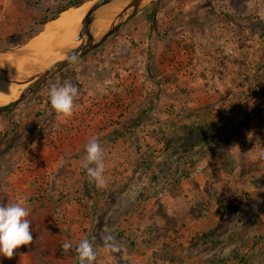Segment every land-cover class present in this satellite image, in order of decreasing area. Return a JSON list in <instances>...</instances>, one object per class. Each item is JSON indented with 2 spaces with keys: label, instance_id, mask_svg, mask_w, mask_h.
Returning <instances> with one entry per match:
<instances>
[{
  "label": "rangeland",
  "instance_id": "374dc122",
  "mask_svg": "<svg viewBox=\"0 0 264 264\" xmlns=\"http://www.w3.org/2000/svg\"><path fill=\"white\" fill-rule=\"evenodd\" d=\"M73 1L0 0V50L22 47ZM154 6L148 0L0 114V153L15 146L0 157V182L14 171L15 186L6 182L15 196L0 204L24 202L33 235L15 264H79L83 238L95 264H264V0ZM65 81L79 91L68 120L49 101ZM192 122L206 128L163 145ZM93 137L107 181L96 194L82 166ZM220 141L221 159L211 154ZM105 238L119 251H108Z\"/></svg>",
  "mask_w": 264,
  "mask_h": 264
},
{
  "label": "clouds",
  "instance_id": "9594fccd",
  "mask_svg": "<svg viewBox=\"0 0 264 264\" xmlns=\"http://www.w3.org/2000/svg\"><path fill=\"white\" fill-rule=\"evenodd\" d=\"M79 99V91L70 81H65L62 86L53 85L49 90V101L52 109L58 116L68 120L74 115L76 101ZM63 163V158H61ZM86 169L90 183H94L97 189H105V153L98 137H93L85 145V157L83 165ZM30 209L24 202L17 201L7 205L0 204V255L11 259L15 251L21 246L33 243L31 221L28 219ZM111 238H105V248L110 252H118L119 249L110 243ZM72 248L70 241L61 245L62 252H68ZM79 264H95L97 251L93 244L83 238L75 247Z\"/></svg>",
  "mask_w": 264,
  "mask_h": 264
},
{
  "label": "water",
  "instance_id": "95a60500",
  "mask_svg": "<svg viewBox=\"0 0 264 264\" xmlns=\"http://www.w3.org/2000/svg\"><path fill=\"white\" fill-rule=\"evenodd\" d=\"M147 1L144 0H90L89 6L82 16L80 27L75 36V45L66 47L60 50V54L54 61H48L39 52L25 48L24 45L18 48H7L0 50V53H17L27 54L33 53L37 59L45 62L40 70H34L33 73L20 72V76L12 78L16 72L0 65V76L5 80H12L14 82L26 83V86L20 90L17 98L6 104L0 105V114H4L13 109L17 104L22 102L30 93L38 90L43 86L54 74L67 67L78 58L82 57L89 51L98 47L104 40L114 33L119 27L124 25L131 17L136 15L139 11L147 7ZM155 6L158 0H153ZM124 4L119 7L111 17L108 18L107 26L100 32L95 33L93 24L94 21L102 15L103 9L113 4ZM107 19V18H106ZM31 55V54H30Z\"/></svg>",
  "mask_w": 264,
  "mask_h": 264
},
{
  "label": "bare ground",
  "instance_id": "6f19581e",
  "mask_svg": "<svg viewBox=\"0 0 264 264\" xmlns=\"http://www.w3.org/2000/svg\"><path fill=\"white\" fill-rule=\"evenodd\" d=\"M89 3L90 1L81 6L64 9L55 18L47 20L43 28L32 36L24 47L32 50L31 52L34 50L39 52L48 61L57 59L60 50L75 45V40H72L78 32L82 16ZM121 6H125V3H116L103 9L102 15L94 21L95 33H100L107 26L108 18ZM30 54L0 53V65L16 72L12 78L19 77L20 72L33 73L34 70L38 71L46 66L44 61L37 59L33 53ZM25 86L26 83L5 80L0 76V104H6L17 98L20 90Z\"/></svg>",
  "mask_w": 264,
  "mask_h": 264
},
{
  "label": "trees",
  "instance_id": "16d2710c",
  "mask_svg": "<svg viewBox=\"0 0 264 264\" xmlns=\"http://www.w3.org/2000/svg\"><path fill=\"white\" fill-rule=\"evenodd\" d=\"M81 3H83L82 0H74L73 2H71V3L68 4V5L60 6V7L57 9V11H56L55 14L49 16L48 18H45L44 20H42V22H45V21H47V20H49V19H53V18H55V17H56V14H58V13L61 12V11H63L64 9H66V8L69 7V6H75V7H76V6L81 5ZM153 11H154V10H153ZM152 16H153V15H152ZM205 128H206V125H205L204 123H195V122H192L191 124H189V125H185V126H184V129H183L184 131H183V134H181V135H171V136H166V135H164V136L162 137L163 145H164L165 147H169V146H171L173 143L177 142L178 140H180V139H186V138L190 137L191 135H193L194 133H196V132H200L201 130H204ZM225 143H227V141H224V142L220 141L218 144H216V145L212 148L211 154H212L215 158H219V159L222 158L223 154L225 153V152H224L225 150H223L222 148L227 149V144H225ZM87 187H88V188H89V187L92 188L93 193L96 194V192H97V187L95 186L94 183L87 182ZM224 208H225V209L228 208V204H225V205L223 206V209H224ZM237 255H238V254L234 255V257H236Z\"/></svg>",
  "mask_w": 264,
  "mask_h": 264
},
{
  "label": "crops",
  "instance_id": "0c3cea01",
  "mask_svg": "<svg viewBox=\"0 0 264 264\" xmlns=\"http://www.w3.org/2000/svg\"><path fill=\"white\" fill-rule=\"evenodd\" d=\"M14 148H15V146H12V144L11 145H5L3 151L1 152L3 157L0 156L1 158H3L2 160H5V158L7 159L10 156V154H12ZM2 162L3 161H0V163H2ZM1 178L3 179V181L0 182V196H1V200L4 201L5 200L4 197H6V196H15L14 191H12L11 193H10V191L8 192L7 187L9 186V184H8V182H6L7 179H10L12 181L11 186H15V172L14 171H11L8 173L5 172V173H3ZM0 264H15V254H14L13 258H11V259H8V258L3 256L1 258Z\"/></svg>",
  "mask_w": 264,
  "mask_h": 264
},
{
  "label": "built area",
  "instance_id": "2783aa9c",
  "mask_svg": "<svg viewBox=\"0 0 264 264\" xmlns=\"http://www.w3.org/2000/svg\"><path fill=\"white\" fill-rule=\"evenodd\" d=\"M200 168H201L200 166H197V168L194 170V172H192V174H193V173L195 174L196 172L200 171ZM189 173H191V172H189ZM189 173H188V174H189Z\"/></svg>",
  "mask_w": 264,
  "mask_h": 264
}]
</instances>
